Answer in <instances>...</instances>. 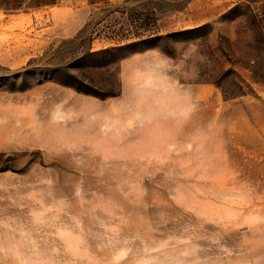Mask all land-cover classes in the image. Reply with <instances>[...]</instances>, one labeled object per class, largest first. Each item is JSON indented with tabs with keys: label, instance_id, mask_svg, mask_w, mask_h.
<instances>
[{
	"label": "rangeland",
	"instance_id": "obj_1",
	"mask_svg": "<svg viewBox=\"0 0 264 264\" xmlns=\"http://www.w3.org/2000/svg\"><path fill=\"white\" fill-rule=\"evenodd\" d=\"M33 89L79 107L0 151V264H264V0H0Z\"/></svg>",
	"mask_w": 264,
	"mask_h": 264
},
{
	"label": "crops",
	"instance_id": "obj_2",
	"mask_svg": "<svg viewBox=\"0 0 264 264\" xmlns=\"http://www.w3.org/2000/svg\"><path fill=\"white\" fill-rule=\"evenodd\" d=\"M50 16L56 19L55 26L59 27L62 25V31H70L69 29L72 27L73 22L70 11H51ZM29 40L33 43L40 39L30 37ZM18 52H20L18 48H13L12 57L14 58ZM11 63L13 64L14 62ZM50 94L62 96L60 105L54 98L48 102L47 96H45L47 95L46 91L41 89L22 91L21 95H18V97L26 99V105H22L20 101L16 102L13 92L0 91V151L11 150L18 143L31 144L41 141L40 137H44L47 133L48 123L61 122L60 117L62 115L54 109L55 104H58L61 108H66L67 114L65 115V120L67 122H69L72 116L76 115V112L73 113V110L79 107L78 95L71 96L70 92L59 89H54ZM31 98H34V100H30ZM86 103L93 104V102L88 100ZM54 127L55 125L51 126L52 129L56 128ZM74 128L76 129L77 125ZM38 130L43 131L41 136L36 135ZM23 138H27V142L24 143L22 141Z\"/></svg>",
	"mask_w": 264,
	"mask_h": 264
}]
</instances>
